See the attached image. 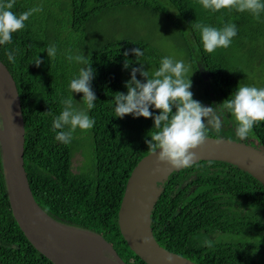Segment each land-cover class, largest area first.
<instances>
[{
  "label": "trees",
  "instance_id": "trees-1",
  "mask_svg": "<svg viewBox=\"0 0 264 264\" xmlns=\"http://www.w3.org/2000/svg\"><path fill=\"white\" fill-rule=\"evenodd\" d=\"M34 7L42 11L13 33L10 44L0 45V60L21 97L24 168L33 198L52 219L100 235L126 264H145L122 238L117 213L132 169L151 152L145 141L157 129L152 118L116 117L114 96L127 93L131 69L140 67L131 49L144 52L138 59L150 75L170 56L160 53L149 35L140 39L115 30L118 13L140 7L162 16L179 35L193 99L217 109L239 86H264V13L256 20L247 11L212 12L199 0H15L11 11L19 15ZM196 23L218 29L234 23L238 31L229 47L209 54ZM49 45L57 48L54 58L47 56ZM8 51L14 52L15 64L8 61ZM69 54L91 61L96 96L91 110L82 93L69 90L71 80L87 67L69 61ZM36 58L42 61L39 66ZM136 78L143 81L139 73ZM69 95L95 124L88 131L77 129L65 145L56 140L52 123ZM235 127L226 112L221 131L210 129L208 137L239 141ZM241 141L264 147V122ZM158 187L150 228L161 247L196 264H264V186L250 174L227 162L198 161L169 173ZM0 264H53L28 242L11 214L1 151Z\"/></svg>",
  "mask_w": 264,
  "mask_h": 264
},
{
  "label": "clouds",
  "instance_id": "clouds-1",
  "mask_svg": "<svg viewBox=\"0 0 264 264\" xmlns=\"http://www.w3.org/2000/svg\"><path fill=\"white\" fill-rule=\"evenodd\" d=\"M199 3L205 10L212 12L222 9L247 11L256 20L264 13V0H199ZM14 4L15 0L0 2V45L10 44L13 33L24 29L25 21L34 13L42 11V7H34L17 15L11 11ZM194 28L200 31L203 50L209 54L218 48L229 47L238 31L234 23L226 24L220 29L196 23ZM46 52L48 58H54L57 48L49 45ZM130 52L135 55L140 67L131 69V78L125 83L127 93H115L114 111L119 118L130 114L133 117L153 119V128L157 131L145 143L152 153L157 154L159 150L156 155L159 162L176 169L191 167L196 160L195 150L208 140L209 130L214 129L217 133L221 131L226 112L234 118L235 132L241 140L249 136L255 124L264 122V87L239 86L231 94V99L219 104V109L214 106L206 107L193 99L190 91V67L183 60L164 57L158 69L150 75L138 59L144 52L139 47L131 49ZM128 54L125 52V56ZM6 56L10 63H16L14 52L8 51ZM67 59L87 65L80 69L77 78L71 80L69 90L71 93H82L86 109L91 110L96 101L91 88L94 77L91 61L82 54H69ZM34 63L39 66L42 61L36 58ZM124 67H129V61L125 60ZM137 73L143 77V81L136 78ZM61 103L63 109L54 118L52 127L54 131L58 130L56 140L67 145L71 143L77 129L88 131L92 129L95 121L89 117L87 110L74 106L72 95L62 99ZM150 107L158 110L159 114L153 115ZM220 142L218 139L217 143Z\"/></svg>",
  "mask_w": 264,
  "mask_h": 264
},
{
  "label": "water",
  "instance_id": "water-1",
  "mask_svg": "<svg viewBox=\"0 0 264 264\" xmlns=\"http://www.w3.org/2000/svg\"><path fill=\"white\" fill-rule=\"evenodd\" d=\"M24 143L25 122L19 90L12 73L0 60V151L9 206L20 231L53 264H126L100 235L62 224L38 206L25 173ZM195 152L194 163L227 162L264 186L262 146L208 137ZM157 154L150 152L142 157L126 181L117 213L119 232L129 249L145 264H196L164 249L153 237L150 213L160 191L158 184L169 173L179 170L159 162Z\"/></svg>",
  "mask_w": 264,
  "mask_h": 264
},
{
  "label": "rangeland",
  "instance_id": "rangeland-1",
  "mask_svg": "<svg viewBox=\"0 0 264 264\" xmlns=\"http://www.w3.org/2000/svg\"><path fill=\"white\" fill-rule=\"evenodd\" d=\"M148 9L135 7L125 13H118L119 21L115 30L121 31L123 34L139 36L140 39L144 35H149L153 46L160 53H167L174 60H183L188 65L181 48L178 46V33L165 23L166 20L162 19V16L151 14ZM109 29L113 30L111 24ZM170 31L174 32L171 33ZM190 89L194 92L195 88L191 87Z\"/></svg>",
  "mask_w": 264,
  "mask_h": 264
}]
</instances>
